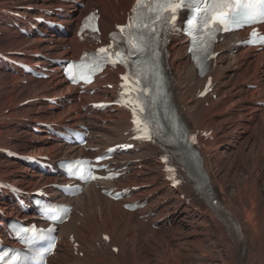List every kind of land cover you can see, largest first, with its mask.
I'll return each mask as SVG.
<instances>
[{"label": "bare ground", "instance_id": "bare-ground-1", "mask_svg": "<svg viewBox=\"0 0 264 264\" xmlns=\"http://www.w3.org/2000/svg\"><path fill=\"white\" fill-rule=\"evenodd\" d=\"M131 1L118 0L120 6L117 7L115 3H111L112 0H94L100 7L103 32L111 29L113 22L121 21L110 10L129 6ZM87 3L91 5L89 1ZM19 5H32L34 8L31 13L34 14L40 7L60 4L57 0H0L1 33L9 30L4 26L8 16L3 9L19 10ZM88 8L90 7L87 6ZM85 11L70 6L62 19L67 24L77 23ZM232 36L228 34L217 47V50H225L218 56L211 71L219 98L215 101L205 99L208 106L204 105V100L196 99L204 80L196 75L188 58L186 45L180 40L171 45L177 76L175 100L182 112L183 121L190 129L202 126L204 130L217 131L214 140L206 144L202 165L213 186V195L221 201L225 214H216L205 203L186 204L179 199L175 191L162 179L163 173L157 169L161 153L157 148L142 145L138 150L130 151V154L119 156L115 165L119 166L121 161L133 160L128 164L132 174L127 179L120 180L119 184L140 185L137 195L148 197L149 202L158 199L163 201L156 207L155 218L147 221L138 219V215L146 212L147 208L139 213H127L121 208L120 202L104 198L91 185L74 203L82 215L74 214L68 223L60 226L59 234L65 246L59 248L56 255L49 260L51 264H264V107L253 104L264 101V83L259 82L264 74V67L260 66L262 58L253 54L252 49L234 47ZM51 41L58 44L51 45ZM65 42L70 45V50L60 47ZM17 47L62 57L67 51L72 56H77L82 49V43L73 35L62 38L51 35L45 40H33L25 39L18 33L2 34L0 50ZM25 60L32 64L34 62L32 58ZM54 68L57 72L50 74L48 80L25 78L28 83L21 85L32 90L27 94V99L48 96L49 93H66L75 100L76 90L67 86L65 80L60 78L59 69ZM107 80L116 82L114 75H109ZM21 81L19 70L0 64V129L9 126L10 137H14L7 144L0 130L1 149L11 148L31 154H66L71 149H64L59 143L47 140L43 134L33 135L28 127L42 119L64 122L70 118L71 124L75 125L80 116L88 121L92 146L105 148L124 141L122 134L129 128L127 112L115 108L113 113L107 115L105 112H92L87 109L86 112L76 115V103L71 107L47 110L49 106H44L41 98L33 102V107H29V104L18 106L20 91H17V87L8 88L7 84L14 83L17 86ZM245 83L257 84L260 89L246 88ZM49 86L52 89L46 92ZM82 97L83 101L89 102L96 98L89 95ZM5 108L8 109L7 114L3 113ZM6 117L9 120H5ZM20 132L31 136V139L18 140L16 135ZM237 144L241 151L237 150ZM2 158L0 154L1 178L10 176L19 185L35 188L33 180L38 176L37 172H25L23 165L8 159L1 161ZM136 159L140 161L136 162ZM4 162L6 165L1 164ZM148 165L154 170L144 171ZM173 195L177 200L171 199L170 196ZM1 204L5 209L10 207L15 210L13 206H5L4 202ZM188 212L190 218L187 219ZM195 218L201 219L208 227L201 230L197 228L193 222ZM153 223H158V229L151 227ZM137 227L141 229L137 230ZM236 229L241 231V237ZM106 232L109 234V243L101 238ZM70 233H73L74 241L78 242L77 252L68 240ZM111 245L118 247L117 253L110 251ZM80 251L83 257H79Z\"/></svg>", "mask_w": 264, "mask_h": 264}, {"label": "snow or ice", "instance_id": "snow-or-ice-1", "mask_svg": "<svg viewBox=\"0 0 264 264\" xmlns=\"http://www.w3.org/2000/svg\"><path fill=\"white\" fill-rule=\"evenodd\" d=\"M143 2L144 0H137L138 5ZM153 2L159 3V0H153ZM167 2L170 4L171 0H167ZM203 2L206 6L209 4L215 6L213 10L216 15L212 18V22L216 25H235L239 27L243 24L264 21V0H203ZM133 11L135 12V8ZM200 11L201 15L205 17L204 24L207 26L209 22L207 11L206 9H201ZM157 18L159 17L157 16ZM145 27L147 26L145 25ZM261 40L264 41V37H261ZM208 46L210 47V41ZM104 51L105 49H100V52ZM205 51H207V47ZM201 94L203 95V93ZM133 111L135 112V109ZM148 138L150 139L151 137L149 136ZM25 242L28 244L32 243L31 239Z\"/></svg>", "mask_w": 264, "mask_h": 264}, {"label": "rangeland", "instance_id": "rangeland-1", "mask_svg": "<svg viewBox=\"0 0 264 264\" xmlns=\"http://www.w3.org/2000/svg\"><path fill=\"white\" fill-rule=\"evenodd\" d=\"M6 32H8L9 34L8 35H13L15 32H12V33H10V30H8V31H6ZM17 91H20V99H19V102H18V106L20 105V102H22L23 100H26L27 99V94H29V93H31L32 92V90H31V88L29 87H26V86H24V85H21L20 84V86L18 87V89H17ZM29 107H33L34 106V103L33 104H29L28 105ZM5 110H6V108H5ZM8 112V111H7ZM7 112L5 113V114H7ZM1 130V133H2V137H3V140H5L6 139V142L5 143H7V144H10V140H8L7 139V137H10V135H11V131H10V128H9V126L7 127V126H4L3 128H1L0 129ZM8 130H9V132H8ZM18 140H20V139H18ZM237 146V150H240L241 151V147H240V145H236ZM221 173H223V171L221 172ZM220 173V174H221ZM220 174H219V176H220ZM171 197H174V195L173 196H171ZM175 198V197H174ZM175 200H177L176 198L173 200V201H175ZM173 203V202H172ZM172 203L170 204V205H172ZM187 219L188 218H190V213L188 212V214H187V217H186ZM193 222H194V224H195V226L197 227V228H200V230L202 229V228H204V227H208V225H204L205 224V222H202L201 221V219H198V218H195V219H193ZM239 224L243 227V223H242V221L241 220H239ZM197 225H200V226H197ZM175 233H177V235H179L178 234V232H175Z\"/></svg>", "mask_w": 264, "mask_h": 264}]
</instances>
